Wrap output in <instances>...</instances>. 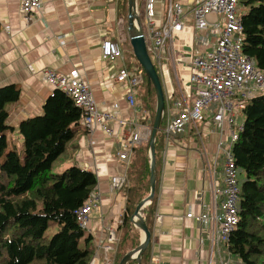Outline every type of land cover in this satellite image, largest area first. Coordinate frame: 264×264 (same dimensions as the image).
Returning a JSON list of instances; mask_svg holds the SVG:
<instances>
[{
  "label": "trees",
  "instance_id": "1",
  "mask_svg": "<svg viewBox=\"0 0 264 264\" xmlns=\"http://www.w3.org/2000/svg\"><path fill=\"white\" fill-rule=\"evenodd\" d=\"M143 1L136 0L138 9ZM240 4L248 9L241 16L243 54L264 72V0H240ZM118 10L128 19L129 0H119ZM126 59L131 67L137 66L142 71L138 99L153 128L155 88L131 47ZM19 100L18 86L0 88V264H90L92 239H85L77 212L94 193L96 179L76 166L64 173L53 168L83 128L82 112L66 93L55 90L45 101L41 115L25 119L14 128L8 124L7 106ZM243 113V131L233 148V157L246 178L240 181L239 222L227 246L240 264H264V94L249 100ZM164 127L162 121L155 140V196L144 210L143 219L152 236L165 147ZM16 134L21 136L22 143L13 138ZM126 178L127 185L122 189L125 211L115 264H121L141 244L140 230L132 218L138 205L150 195L149 144L134 149ZM52 226L58 229L48 238ZM150 245L151 242L140 264H148ZM127 264L138 263L131 260Z\"/></svg>",
  "mask_w": 264,
  "mask_h": 264
},
{
  "label": "crops",
  "instance_id": "2",
  "mask_svg": "<svg viewBox=\"0 0 264 264\" xmlns=\"http://www.w3.org/2000/svg\"><path fill=\"white\" fill-rule=\"evenodd\" d=\"M42 2L41 12L32 23H26L20 0H0V88L16 85L20 89L19 102L7 106L8 124L16 128L21 121L42 114L43 105L53 92L42 77L47 70L63 76L78 73L90 86L100 109L118 111L126 122L140 119L141 112L129 107L127 91L116 81L125 66L131 68L126 59L131 47L128 19H124L118 10L119 0ZM193 32L188 15L182 38L197 48ZM105 40L119 43L124 62L117 60L112 64L103 60L101 45ZM199 129L203 135L201 139L184 133L173 138L161 154L158 198L154 208V219L155 214H159L161 221L153 228L148 264L152 259L153 264H208L210 246L206 236L200 224L186 216L190 209L200 214L202 205L212 206L216 201L213 186L217 182V187L222 181L221 171L219 169L216 182L209 179L201 152L204 146L214 154L223 136L214 130L210 121ZM113 130L115 136L110 138L99 129L88 132L81 127L67 147L75 156L74 165L90 172L96 179L92 195L99 196V206L90 209L85 229V234L92 239L91 259L95 243L104 238L107 226L116 223L125 211L122 191H110L112 178L122 176L125 171L118 158L122 150L121 128L115 125ZM97 168L100 170L98 175ZM115 257L111 254L114 262ZM98 264H103V259Z\"/></svg>",
  "mask_w": 264,
  "mask_h": 264
},
{
  "label": "built area",
  "instance_id": "3",
  "mask_svg": "<svg viewBox=\"0 0 264 264\" xmlns=\"http://www.w3.org/2000/svg\"><path fill=\"white\" fill-rule=\"evenodd\" d=\"M20 7L23 20L32 23L41 12L43 2L20 0ZM240 10V0H145L144 28L140 23L148 55L164 92L162 121L165 125V147L173 138L188 132L201 139L203 135L198 125L203 123L207 126L208 121L223 136L214 154H210L204 146L201 152L209 179L216 182L219 169L221 171L222 181L217 187V182L213 186L216 201L212 206L202 205V213L196 214L190 209L186 216L199 223L206 236L210 246L208 264H240L227 246L229 236L239 222L240 170L234 161L233 148L243 131L240 114L246 103L264 94V72L252 58L243 54L244 33ZM138 11L137 6L136 15L139 18ZM188 15L191 16L197 48L182 38ZM101 56L112 64L125 60L121 46L112 40L102 43ZM42 77L53 92L60 90L72 98L82 112L81 124L86 131L99 129L113 138V126L121 128L122 150L118 158L123 162L125 171L122 176L112 178L110 191H122L127 185L126 172L134 149L150 144L153 133L149 114L142 112L137 95L142 71L137 66L129 69L125 66L116 79L127 91L129 107L141 112L140 119L130 122L123 120L118 111L100 109L90 86L78 73L63 76L47 70ZM165 86L171 87V90H167V87L164 90ZM96 174H100L98 168ZM98 206L99 196L92 195L77 212V219L84 231L90 209ZM132 221L135 225L138 220L134 217ZM160 221L161 216L155 214L154 227ZM121 224L122 216L116 223L107 226L104 238L95 243L91 264H98L101 259L103 264H115L111 254H117ZM149 264H153V259Z\"/></svg>",
  "mask_w": 264,
  "mask_h": 264
},
{
  "label": "water",
  "instance_id": "4",
  "mask_svg": "<svg viewBox=\"0 0 264 264\" xmlns=\"http://www.w3.org/2000/svg\"><path fill=\"white\" fill-rule=\"evenodd\" d=\"M137 13V2L136 0H129V16H128V27L130 34V45L133 51V54L139 64L141 65L145 75L147 76L149 83L152 84L155 88L156 92V115L155 122L153 126L152 138L150 141V155H151V180H150V195L143 200L137 207L134 217L138 220L135 223V227L140 230L142 233V240L140 246L128 253L121 264H127L131 260L137 261L138 264L141 262V257L148 248L152 235L149 232L147 226L143 221L142 214L148 205L154 199L155 196V187H156V177H155V140L158 131L160 130V126L163 119V111L165 107V99L162 85L159 80V76L156 72V69L148 55L147 46L145 42L144 34L141 30L140 22L138 20ZM138 28V29H137ZM133 217V218H134ZM132 218V219H133ZM133 222V221H132Z\"/></svg>",
  "mask_w": 264,
  "mask_h": 264
},
{
  "label": "rangeland",
  "instance_id": "5",
  "mask_svg": "<svg viewBox=\"0 0 264 264\" xmlns=\"http://www.w3.org/2000/svg\"><path fill=\"white\" fill-rule=\"evenodd\" d=\"M240 9H241L240 10V16H244L247 13V11H248V9L245 8L241 4H240ZM138 15H139L138 20L140 21V23L142 24V27L144 28V25H143L144 4L143 3L140 5V9L138 11ZM141 24H140V26H141ZM240 118H241L240 121L243 124L244 121H245V115H244L243 112H241ZM198 126H199V128L202 129L203 128V123H199ZM13 138L18 140L20 143H22V139H21V136L19 134H16ZM204 140H205V142H208V138L204 137ZM116 154H117V152H116ZM116 154H114V156H116ZM21 155L23 156V154H21ZM73 158H75V156L73 157L72 156V151L70 149H68L66 151V153L58 161H56V163L54 164V166H53L54 171H57L59 173H64L70 167L75 166L74 163H73ZM245 178H246V175L241 172L239 180L243 181V180H245ZM57 229L58 228L56 226H52V229L48 232L47 237L51 238L52 235L56 233ZM87 238H88V234H85V239H87Z\"/></svg>",
  "mask_w": 264,
  "mask_h": 264
},
{
  "label": "bare ground",
  "instance_id": "6",
  "mask_svg": "<svg viewBox=\"0 0 264 264\" xmlns=\"http://www.w3.org/2000/svg\"><path fill=\"white\" fill-rule=\"evenodd\" d=\"M138 29V28H137Z\"/></svg>",
  "mask_w": 264,
  "mask_h": 264
}]
</instances>
